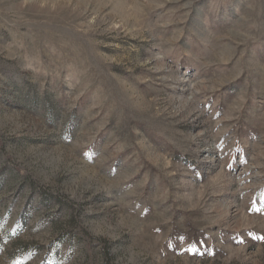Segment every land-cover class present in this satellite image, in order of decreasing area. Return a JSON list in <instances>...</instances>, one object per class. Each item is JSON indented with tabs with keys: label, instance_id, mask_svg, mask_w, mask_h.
<instances>
[{
	"label": "rangeland",
	"instance_id": "rangeland-1",
	"mask_svg": "<svg viewBox=\"0 0 264 264\" xmlns=\"http://www.w3.org/2000/svg\"><path fill=\"white\" fill-rule=\"evenodd\" d=\"M0 264H264V0H0Z\"/></svg>",
	"mask_w": 264,
	"mask_h": 264
}]
</instances>
